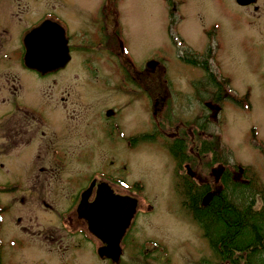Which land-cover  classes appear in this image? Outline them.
I'll return each instance as SVG.
<instances>
[{
  "label": "rangeland",
  "instance_id": "rangeland-1",
  "mask_svg": "<svg viewBox=\"0 0 264 264\" xmlns=\"http://www.w3.org/2000/svg\"><path fill=\"white\" fill-rule=\"evenodd\" d=\"M101 1L5 0L2 4L11 25H18L16 15L26 18L52 10L59 12L68 29L88 31L91 42L79 36L70 61L52 76L37 77L17 66L15 59L4 61L11 66H5L7 77H14L17 69L22 78L0 76V152L7 151L0 153V186L21 181L26 191L25 185L34 181L38 199L18 205L15 198L1 196L3 208L10 209L0 216V264L54 263L56 259L46 254L45 243L37 238L47 228L65 236L69 246L81 241L80 258L71 257V264H104L95 251L100 242L96 239L92 244L88 236L83 240L80 231L86 236V225L78 224L73 215L68 222L69 214L64 215L69 198L78 197L92 180L93 185L103 182L114 193L135 199L116 264H221L183 206L179 182L189 169L213 189L221 173L216 168L227 165L238 180L243 179L242 168L249 166L244 173L254 172L264 184V0H257V10L238 6L234 0H116L125 55L136 67L152 59L159 64L148 84L144 80L147 91H143L149 98L140 95V83L136 89L125 75L111 72L113 63L91 33L100 22L95 7ZM208 36L214 41L211 68L230 83L228 89L220 84L225 94L216 104L209 97L211 87H193L203 77L200 65L180 61L187 56L201 59ZM84 56L94 57L89 59L93 68L82 66ZM82 68L99 74L101 84L98 78L82 74ZM156 88L163 99L160 114L153 117ZM18 106L44 121L42 127L27 123L22 139L34 138L19 147L10 142H17L13 124L19 118ZM106 107L117 114L105 118L101 110ZM177 137L183 141L180 160L169 149ZM210 137L219 142L220 156L214 160L205 151L201 159L193 160V149ZM54 150L65 153L53 155ZM50 164L49 172L45 168ZM211 195H205L202 204ZM41 199L49 205L40 207ZM259 204L256 196L255 207ZM234 264H243L242 259Z\"/></svg>",
  "mask_w": 264,
  "mask_h": 264
},
{
  "label": "flooded vegetation",
  "instance_id": "flooded-vegetation-1",
  "mask_svg": "<svg viewBox=\"0 0 264 264\" xmlns=\"http://www.w3.org/2000/svg\"><path fill=\"white\" fill-rule=\"evenodd\" d=\"M108 3H109V5H108ZM234 3L236 5L242 6V7L251 6L252 9L257 10V5H256L257 0H250L248 3H240V2H237V0H234ZM2 4L5 6V0H0V76H1V79L12 78L14 80V79L18 78L21 81V78H22L21 74L17 71V69H16V74L14 77L13 76L12 77L6 76V74L8 75V73L5 69V66L6 67H8V66L11 67V66L7 65V63L4 62L5 59H8V60L15 59V63L17 66H19V67L22 66L25 69L31 70L36 76L38 75L39 77H46V76L55 75L61 69H63L66 66V64L70 61V59L72 57V50L74 49L73 45L78 46L77 44L79 42L77 41V39L79 38V36L81 37V40L88 39V31L86 33H82L81 29H78L75 31L68 29L65 25V22L60 17L59 12L52 11V10L44 11V12L40 13V15L36 14L35 12L33 13V16L27 14L26 18H22L21 16L16 15V21H17L18 25H15L14 23H12V25H11V23H10L11 19L7 16L6 11H5V7H3ZM95 8H97L99 11L100 22L97 24L96 28H94L92 30L91 33L97 39L96 41L98 42V45L100 47L105 48V50H106L105 52L107 53V58L109 60H111V63H113L112 64V66H113L112 70L113 71H111V72L113 74L116 73L117 75H118V73H119V75H125V78L128 80V81L127 80L126 81L128 83H130L131 81L135 82L136 86H138V87H135L136 89H139L138 84L140 83L141 88H142L140 90V92H141L140 95H142L144 98H149V94L143 91L144 89L147 91V89H146L147 87H145L146 84H145L144 80H146V82L148 84V79H150V75L155 72L156 66L159 65L158 62L154 59L147 60L146 63H142L139 67H136L133 65L132 61L125 55V52L123 49L124 48L123 44H121V41L119 39L121 37L118 35V29H117L118 12H117L116 0H102L101 3L98 2V5ZM34 10H36V8H34ZM19 13L20 12H18V14ZM250 17L253 19H256L253 15H250ZM46 20L50 21L49 26L47 28L41 30L35 37H33V41L39 42L43 38H44L43 40H46V42L50 43V44H52L53 41H56L57 42L56 46L59 49L60 53H62L63 50H66L67 60L61 67L51 69L45 73H42L41 71H39L35 68H29V67L24 65L23 59H24L25 47H26L24 41H25V36L27 35L28 32H30L33 28L37 27L38 25H40L41 23H43ZM8 23H10V26H7ZM55 25H57L56 27L58 29L55 28ZM65 27L67 28V30ZM70 33H71V35H70ZM72 36H75V38H73ZM210 38H211L210 36H208L206 38L207 39L206 40V43H207L206 47L207 46L210 47L211 57L209 60H213V59H215V56L214 55L212 56L211 50H212V45H213L212 43H214V41L211 40L212 38L211 39ZM88 42H91V41L88 39ZM61 43H63V44H61ZM8 44H13V46L9 47ZM62 45H63V47H62ZM59 52H57V54L54 57H56L57 55L60 57L61 54H59ZM64 54H65V52H64ZM64 56L66 57V55H64ZM59 57H58V59H59ZM90 58L92 61H94L93 60L94 57H85V56L83 57L82 66L84 68H93L94 65H90V60H89ZM101 58H102V56L100 57V60H101ZM96 60H99V57H95V61ZM150 61L153 62V65H149ZM180 61H181V63L182 62L184 63V61H185L184 57L181 58ZM107 67H109V65H107ZM12 68H14V67H12ZM84 68H82V69H84ZM82 69H81V71H83V72L80 71L82 74H86L92 78H98V80H100L99 84H101V82H102L101 80L103 78L101 79V76L99 74L95 75L94 72H92L90 74L89 70L84 69L85 70V72H84V70H82ZM211 73L213 76H215L217 73L219 76H222V78L225 77L223 75H220V73L216 72L215 70H212ZM76 75L77 76L80 75L78 71L76 72ZM15 77H17V78H15ZM113 77H115V76L113 75ZM141 79H142V83L140 82ZM215 83L216 84L214 86H210L212 90L209 93L210 94L209 97L212 100L211 101L212 104H216V103L222 101L223 96L225 94V91L223 90V88H227V89L230 88L229 87V84H230L229 81L227 82L228 84L222 83V81H221V85L226 86L223 88L220 85H218V81L216 79H215ZM113 88H111V89H113ZM158 89L159 88H156L155 91L152 92V98L154 99V107L152 110V116L153 117H157L161 111V105L162 104L160 103V100H162L163 97L160 95V90H158ZM113 90H115L114 92L116 93V90H118V89H113ZM20 92H21V89H20ZM20 92H17V93H20ZM17 96H18V94L15 97H17ZM156 97H158L159 99ZM15 109H17L19 111V118H15L16 121L14 120L15 122L13 124L14 127H16L13 131H14V134L16 135L15 138L17 139V142L14 140H11L10 142H14V145L19 147V146H23L25 144L32 142V140L34 138V136L30 135V136H25L22 139V137L24 136L22 134H24L27 131V129H26L27 123H30L29 125L33 124V125L42 127L44 121L41 118H38V114L35 112H32V110H28L26 108L23 109L21 106H18ZM54 111H56V110H54ZM101 114L104 115L105 118L110 119L111 117L115 116L117 114V112L115 114L114 110L111 107H106V108L101 110ZM85 122H84V125H85ZM155 123H156V121H155ZM156 125H157V123H156ZM121 134L124 136V134L122 132H121ZM52 135H53V132H52ZM132 136H129V140L132 139ZM175 137L176 136H174V135L170 136L171 139H173ZM179 138L180 137L176 138V139H178L177 141H179ZM18 140H19V142L21 141L22 143L21 142L18 143ZM210 140H211V137L206 139V141H208V142ZM54 151H51V152H53L52 153L53 155L54 154L58 155L59 153L60 154L65 153V151H63V152L62 151L58 152V150H54ZM0 153L6 154L7 151H2ZM175 157L179 158V160L182 159L181 152H177ZM183 168H184V166H183ZM45 169H48L49 172L52 171L53 170L52 164H50L49 167H46ZM190 170H191V168H190ZM220 171L222 172L223 168H220ZM185 172H187L186 169H185ZM186 174H188V173H186ZM33 182L34 181H30V183L28 185H25L26 191H24L25 188L23 187L24 182H21V181L20 182H13L9 185L4 184V185L0 186V216H3V214L5 212H8L10 209L9 208L6 210L5 208H3L4 201H1V200H3L2 197H4V196H9L11 198V200L15 198L16 203L18 205L22 204L24 202H26L28 204H34L35 200L38 199L37 198L38 194H35V192L38 191V188L35 186V184H33ZM100 183H103V182L98 181V183L91 186L90 194L87 197V202H90L93 200V198L95 196L96 186L99 185ZM179 184H180V182H179ZM86 188H87V186H86ZM86 188H84L80 191L78 197L72 196L71 198H69V200H68L69 203L67 204L68 209L64 213V215L69 214V216H67L68 222H70L69 218L71 219V215H73L74 219L76 220V222L78 224L86 225V229H87L88 233L85 236V233L80 231V233H82L81 236H82L83 240H86L87 236L89 238H91L88 241L91 242L92 244L94 243V240H96V239L100 242V244L97 247H95V251L97 253L99 246L101 247L103 244L95 235H93L89 231L88 226H87V221L83 217L79 216L78 210H77L78 204L80 203V201L82 199V192L85 191ZM108 188L112 190V188L110 186H108ZM115 194H117V193H115ZM47 203L48 202H45V200H43V199H41L39 201L40 207L49 205V203L48 204ZM72 209H73V211H72ZM19 219H20V217L16 216V220L18 221ZM25 223H27V222H25ZM130 223H131V219H130L126 228H128ZM68 225H70V223ZM21 228H26V226L23 225V226H21ZM126 228H125V230H126ZM125 230H124V232H125ZM124 232L121 236V240H122V237L124 235ZM42 233L43 232L39 233V236L37 237V238H39L38 241L45 243L46 254L47 255L51 254V256H53L56 259V261L54 263H49V261H48V264H71L69 262V259L71 257L75 258V256L77 255L78 258H80V254H81L80 253V247H78L81 243L80 240L78 242L74 243L72 246H69L68 242H65V239H66L65 236L59 234L58 232H57V234H54V232H52L49 228H47V231L43 234ZM53 243H56L57 245L52 246ZM119 247H120V245H119ZM97 256H98V260L104 262V264H116L115 261H112L110 258H108L106 256H100L98 253H97ZM37 264H45V263L38 262Z\"/></svg>",
  "mask_w": 264,
  "mask_h": 264
},
{
  "label": "trees",
  "instance_id": "trees-1",
  "mask_svg": "<svg viewBox=\"0 0 264 264\" xmlns=\"http://www.w3.org/2000/svg\"><path fill=\"white\" fill-rule=\"evenodd\" d=\"M192 57H184V60L200 65L203 71L202 79L192 83L194 88L197 84L201 88L214 86L215 79L218 85L221 81L228 82V78L212 75L209 46L201 59H197L198 61ZM182 143L183 141H174L170 145V151L174 155L181 152ZM218 145L216 138H212L209 142L204 140L200 146L193 149V160L200 158V153L205 151L210 152L214 160L217 159V156H220L217 151ZM223 168L213 189H210L209 182L205 178H197V174L191 177L185 173L179 184L182 204L186 206L191 218L201 229L210 251L221 259V264H231V262L234 264L240 259L243 264H264V184L258 181L254 172L248 174L249 176L244 173L249 170V166L242 168V180L234 178L227 165ZM209 192L212 195L204 205L202 199ZM256 196L260 200L257 207H255Z\"/></svg>",
  "mask_w": 264,
  "mask_h": 264
},
{
  "label": "bare ground",
  "instance_id": "bare-ground-1",
  "mask_svg": "<svg viewBox=\"0 0 264 264\" xmlns=\"http://www.w3.org/2000/svg\"><path fill=\"white\" fill-rule=\"evenodd\" d=\"M249 1L250 0H240L241 3H248ZM44 22H47V24L46 23L44 24ZM44 22L38 25L37 27L33 28L34 30L32 29L25 36V41H24L25 46L28 47V49H26V52L31 51L32 49L35 50V52L38 50L41 44V41L44 38L41 41L36 42V41H33V37H35L41 30L49 26L50 21L46 20ZM55 28L58 29L56 25H55ZM56 43H57L56 41H53L52 44L48 43L49 44L48 47L44 48L41 52L40 58L44 64H47L46 66H37V67H33V66L29 67L27 65L26 66L29 68H35L39 71L48 69L51 66V63H50L51 58L55 56L57 52H59V49L57 48ZM46 45H47V42H46ZM49 47L51 49H48ZM59 54L61 53L59 52ZM25 58H28V57L25 56ZM220 168H223V165H220L219 168H216V169L220 171ZM195 176L196 175L194 174L191 177H195ZM92 182H91V185H92ZM131 200L133 199L126 195L115 194L113 193L112 190L103 192L102 189L99 187L97 190L96 201L91 207L87 208L88 212L86 214H84V210L81 209L79 207L80 205L78 204V207H77L78 214L80 217H83L87 221L88 228L89 226L91 227V229L93 226L96 227V231L98 235L97 237L103 244L101 248L99 246L100 254L102 256H106L111 259L113 254L117 252L116 240L119 234L121 233V231L123 230V226L126 225L125 224L126 219L131 211V207L133 206V202Z\"/></svg>",
  "mask_w": 264,
  "mask_h": 264
},
{
  "label": "water",
  "instance_id": "water-1",
  "mask_svg": "<svg viewBox=\"0 0 264 264\" xmlns=\"http://www.w3.org/2000/svg\"><path fill=\"white\" fill-rule=\"evenodd\" d=\"M237 2H240V0H237ZM241 3V2H240ZM47 24V22H44V24ZM57 26V25H56ZM34 30V29H33ZM48 43H47V45H46V40H42V42H41V44H40V46H39V48H38V50L35 52V50H31V51H27L26 52V49H28V47H25V55H24V65L26 66H33V67H37V66H46L47 64H44L43 63V61L41 60V58H40V56H41V52H42V50L44 49V48H47L48 47ZM62 47H63V45H62ZM48 49H51L50 47L48 48ZM29 52V53H28ZM64 52H65V54H64ZM64 55H66V57H64L63 56V54ZM61 53V55H60V57H59V59H58V57L56 56V57H52L51 58V61H50V63H51V66L48 68V69H44V70H42L41 72L42 73H45V72H47L48 70H51V69H55V68H58V67H61L65 62H66V60H67V54H66V50H63V52ZM25 56L26 57H28V58H25ZM148 64V63H147ZM149 65H153V62L152 61H150L149 62ZM189 170V169H188ZM187 170V173H188V175H190V176H192V174L190 173V171H188ZM92 185H93V182H92ZM91 183H90V185L86 188V190L85 191H83L82 192V194H83V196H82V201L79 203V207L81 208V209H83L84 210V214H86L88 211H87V208L88 207H91L94 203H95V201H96V198H97V190H98V188L100 187L102 190H103V192H107V191H111L109 188H108V186L105 184V183H100L99 184V186L97 185L96 186V190H95V196H94V198H93V200L92 201H90V202H87V197L89 196V194H90V189H91ZM87 192V195L85 196V193ZM85 197V198H84ZM120 198V197H119ZM125 199V198H124ZM133 200H131L132 202H133V206L131 207V211H130V213H129V215H128V217H127V219H126V225L125 226H123V230L121 231V233L119 234V236H118V238H117V240H116V244H117V252L116 253H114L113 254V256L111 257V260L112 261H116L117 259H118V257H119V254H120V248H119V240H120V238H121V236H122V234H123V232H124V230H125V228L127 227V225H128V223H129V221H130V219L132 218V214H133V212H134V209H135V199L134 198H132ZM126 200V199H125ZM130 202V201H129ZM89 231L93 234V235H95L96 237L98 236L97 235V231H96V227H92V229H91V227L89 226ZM98 238V237H97ZM101 248V247H100ZM100 248L98 249V254L100 255V256H102L101 254H100Z\"/></svg>",
  "mask_w": 264,
  "mask_h": 264
}]
</instances>
